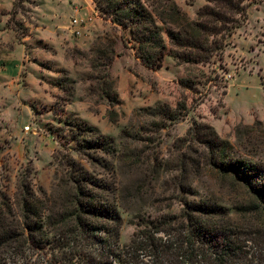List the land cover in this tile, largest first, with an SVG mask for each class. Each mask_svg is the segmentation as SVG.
I'll list each match as a JSON object with an SVG mask.
<instances>
[{
    "label": "rangeland",
    "instance_id": "obj_1",
    "mask_svg": "<svg viewBox=\"0 0 264 264\" xmlns=\"http://www.w3.org/2000/svg\"><path fill=\"white\" fill-rule=\"evenodd\" d=\"M174 1L192 20L209 4V0ZM15 2L16 17L13 7L5 10L0 6V24L4 26L0 29V203L8 198L16 202L19 179L29 168L33 169L37 194L43 189L51 195L59 175L69 167L63 165V158L72 157L96 174L114 168L116 179L109 180L118 188L122 244H128L140 226L165 215L178 216L185 203L199 196L215 194L233 212L229 191L220 189L209 173L189 179L195 180L199 195L175 190L173 177L178 173L172 169L176 162L172 153L177 150V140L186 137L194 122L206 123L240 151L241 159L252 160L264 169V0H241L246 21L228 37L223 60L215 58L210 65L196 67L179 65L166 55L165 60L176 62L178 67L174 78L165 84L157 81L152 69L142 63L143 69H135L128 59L125 70L124 63L113 70L121 52L135 50L134 42L128 31L114 24L101 32L104 19H96L95 0ZM3 3L9 5L10 0ZM73 19L79 22L80 34L72 26ZM106 34L115 39L114 54L104 40ZM164 38L168 43L166 33ZM128 70L138 76V87ZM123 74L127 80L119 89ZM161 74H166L165 69ZM182 79L195 81L196 93L183 89ZM181 97L187 99L189 107L186 119L156 129L144 110L163 103L175 106ZM193 99L199 100V105ZM256 119L262 127L255 133L253 148L242 127L253 125ZM84 125L96 131L81 132ZM26 126L30 131H25ZM100 135L113 139L114 158L113 153L106 157L101 151L82 148L80 142L86 144L84 140ZM78 150L97 158L104 156L110 166L89 162ZM124 152L133 158L120 161ZM136 158L150 159L152 165L162 162L163 166L157 174H148L136 168ZM14 211L17 216L9 219L22 222ZM10 255L11 251H4L1 256L7 260L2 264H22L18 257L19 262L13 263Z\"/></svg>",
    "mask_w": 264,
    "mask_h": 264
},
{
    "label": "trees",
    "instance_id": "obj_2",
    "mask_svg": "<svg viewBox=\"0 0 264 264\" xmlns=\"http://www.w3.org/2000/svg\"><path fill=\"white\" fill-rule=\"evenodd\" d=\"M95 6L102 19L129 32L136 57L152 70L164 66L166 55L179 65L196 67L210 65L215 58L223 60L228 37L247 16L241 0H209L196 20L190 19L174 0H95ZM104 40L114 54L115 39L106 34ZM97 53H102V48ZM179 83L196 93L195 81L182 79ZM194 102L199 105L200 101ZM144 111L152 118L153 126L162 130L184 121L189 107L187 99L181 97L175 106L163 103ZM260 127L259 119L242 127L253 148ZM80 131L96 130L84 125ZM112 140L100 135L80 144L106 157L113 153L114 158ZM78 151L89 162L110 166L104 156L97 158L85 150ZM174 151L172 169L178 174L173 177V188L199 195L195 180L189 179L209 173L219 188L232 196V213L215 194L199 196L185 203L178 216L165 215L140 226L134 238L122 244L118 188L109 180L116 179L114 168L96 174L78 160L64 157L63 165L69 167L59 175L54 193L49 195L41 189L38 195L31 176L33 169L29 168L19 179L16 202L8 198L0 203V264L7 260L1 256L5 250L11 251L9 259L12 257L13 263L20 258L22 264H264L263 167L241 159L240 151L206 123L194 122L186 137L177 140ZM132 158L124 152L119 160ZM161 163L152 165L147 158L135 160L137 169L153 175L162 168ZM15 209L22 222L9 219L10 215L17 216Z\"/></svg>",
    "mask_w": 264,
    "mask_h": 264
},
{
    "label": "crops",
    "instance_id": "obj_3",
    "mask_svg": "<svg viewBox=\"0 0 264 264\" xmlns=\"http://www.w3.org/2000/svg\"><path fill=\"white\" fill-rule=\"evenodd\" d=\"M15 3V0H10V3L9 5H6L3 3V0H0V6L5 9V10H10L13 5ZM76 2H74L73 4H75ZM96 12V10H95ZM96 19L98 20H103L96 12ZM113 24L109 21H105L103 20V23L100 25V30L101 32H105V31H109L111 29V26ZM0 29H4V26H2V24H0ZM133 52H130L128 50H126L125 52H121L122 54L117 58V61L115 62L114 64V67H113V70H116V67L119 65V64H122L124 63L123 65V69L125 70L126 67H125V59H128L130 61L129 65H132L131 63H133V65H135V69H137L136 67H139V69H143L144 66H142V64H140L141 62H139L140 60L136 57L135 55V50L132 49ZM119 53V52H118ZM135 59V60H134ZM165 65L161 68V69H158V70H153L152 73H154L153 75L155 76V78L157 79V81H159V83L161 84H165L167 82H169L170 80H172L174 78V73H175V70L176 68L178 67L176 62H171V60H165ZM170 65V66H168ZM177 66V67H176ZM165 69L166 71V74H161V72ZM128 74H131V76L133 77V81H134V84L138 87V76L131 73V71L129 72V70L127 71ZM117 74H119L117 72ZM127 80V74H123L122 77L119 78V83H118V86H119V89L120 88H124L125 87V83H126V80ZM131 78H128V80L130 81ZM38 85L40 86V84L38 83ZM137 89L134 90V93H137Z\"/></svg>",
    "mask_w": 264,
    "mask_h": 264
},
{
    "label": "built area",
    "instance_id": "obj_4",
    "mask_svg": "<svg viewBox=\"0 0 264 264\" xmlns=\"http://www.w3.org/2000/svg\"><path fill=\"white\" fill-rule=\"evenodd\" d=\"M72 26L74 27L75 32L80 34L79 30L77 29V27L80 26L77 19H73L72 20ZM25 131H30V126H26L25 127Z\"/></svg>",
    "mask_w": 264,
    "mask_h": 264
}]
</instances>
